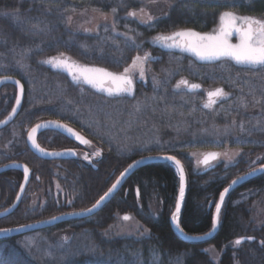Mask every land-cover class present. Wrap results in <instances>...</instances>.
Returning a JSON list of instances; mask_svg holds the SVG:
<instances>
[{
	"label": "trees",
	"instance_id": "1",
	"mask_svg": "<svg viewBox=\"0 0 264 264\" xmlns=\"http://www.w3.org/2000/svg\"><path fill=\"white\" fill-rule=\"evenodd\" d=\"M125 1L126 6H121L118 0H0V76L16 77L26 89L20 114L0 131V149L9 155L0 153V166L19 162L32 172L20 205L14 213L0 219V230L93 207L130 163L146 156L119 147L118 137L106 127L104 115L110 105L120 104L129 109L134 103L148 101L145 105L152 111L158 109L157 105L175 111L178 108L175 106L181 103L186 131L206 129L212 123L227 126L231 120L238 121L235 139L188 141L156 150V155L176 157L184 167L187 190L179 221L183 232L191 237L210 232L220 193L233 179L251 169L244 161H238L195 173L185 154L210 149L221 151L226 147L251 151L254 155L264 153V70L248 72L228 62L205 68L194 65L186 57L163 54L162 62L149 64V69L160 77L157 89L142 85L131 98H107L73 84L67 74L49 65L38 64L64 53L77 63L119 73L132 63L138 54L135 46L141 41L155 33H172L182 28L204 33L215 26L224 8L221 3L208 0H165L174 4L169 16L154 21L148 28L137 25L130 17L119 20V32L127 33L126 38L108 27L85 35L68 28L65 18L74 12L96 10L106 14L120 8L123 14L134 6L130 0ZM261 10L264 13V8ZM181 78L198 81L204 88H222L234 96L213 110L202 108L200 98L173 90ZM14 97L15 88L2 87L0 121L11 111ZM45 120H58L82 132L104 156L91 166L76 159L58 161L63 174L58 183L65 201L57 204L49 196L44 208L30 211L29 195L40 183L52 179L49 169L52 162L30 152L25 138L29 129ZM163 120L158 117L160 123ZM37 141L42 148L54 151L68 148L71 143L50 131L42 133ZM261 163L259 166L264 165V159ZM21 180L22 174L16 171L0 175V211L14 202ZM178 193L179 178L174 167L169 163L147 164L125 179L90 217L71 218L14 237L0 236V264H214L203 251L207 246L221 253L218 264H264V227L254 229L251 218L253 203L264 197V173L239 185L227 196L218 218V231L203 243L186 242L174 232L169 219ZM117 215H132L149 231L148 237L106 239L102 233L115 222ZM246 237L254 241L234 244L235 240Z\"/></svg>",
	"mask_w": 264,
	"mask_h": 264
},
{
	"label": "rangeland",
	"instance_id": "2",
	"mask_svg": "<svg viewBox=\"0 0 264 264\" xmlns=\"http://www.w3.org/2000/svg\"><path fill=\"white\" fill-rule=\"evenodd\" d=\"M120 5H127V1L118 0ZM134 6L131 7L133 12L136 14L138 12H147L149 16L155 20H160L162 18H167L169 12L174 4L166 2L165 0H130ZM132 4V5H133ZM131 5V6H132ZM129 10L125 13V17H129ZM5 14H2L4 16ZM68 24V28L71 31H76L80 34H96L100 30H104L107 27L111 29V25H114L116 18H113L112 14L103 13L98 11H83L74 12L65 18ZM147 16L138 17V21L146 22ZM114 33L120 36L127 37L128 34L124 32L114 31ZM155 36L150 37V39L141 41L135 50L138 54L136 56H144L145 53L150 54L149 61L145 64V75L144 79L139 78V72L134 71L132 73L134 79V93L136 92L138 86H150L153 88H158L161 81H159V76L153 71H150L149 64H151L152 48L154 44L152 40ZM135 56V57H136ZM48 59V58H46ZM43 59V60H46ZM42 60V61H43ZM133 60V59H132ZM41 66H47V64L38 62ZM80 64V63H79ZM132 64V63H131ZM130 64V65H131ZM83 65V64H82ZM123 72V71H122ZM36 77H39L35 75ZM177 83L174 84L173 90L183 91V86L180 88L176 87ZM207 89H204V94H206ZM204 100V99H203ZM154 101V100H153ZM184 101V100H183ZM181 101V102H183ZM149 104L148 101H142L134 103L131 108H125L124 105L116 104L110 105L109 110L105 113V118L107 120L106 127L108 130L116 134L118 137L119 147L128 151L134 152L135 150L146 154V156L156 155V150L166 149L177 146V144L186 143L188 141H209L216 140L220 138H236L238 136L237 124L238 121L231 120L230 125L227 126H217L212 123L206 129L190 130L186 131L185 120L182 119V113H180L181 103H178L177 109L171 111V109L156 106L158 109L152 111L145 104ZM156 103V102H155ZM157 104V103H156ZM201 104H205L203 101ZM139 106V107H138ZM139 109V110H138ZM164 118L163 122L158 121V117ZM77 159L79 163L85 166H91L94 164L96 159H101L104 156V152L98 149L94 143H91L90 147L79 148ZM99 151L100 155H94L95 152ZM216 152L219 154L217 160L213 165H224L230 166L238 161H244L249 169L254 170V168L259 167L264 159V153L254 155L247 150H237L229 149V147L218 150H199L198 152L192 151L185 154L187 159L192 162L193 170L195 173H199L203 169L199 160L203 157V154ZM0 153L8 157V153L5 149H0ZM87 155V159H85ZM250 170V171H251ZM52 179L47 182L40 183L30 196V202L28 204L29 210L34 211L44 208L49 196H53L56 203L65 201L64 194L62 191V186L58 183V179L63 176L62 172L59 170V165L55 164L51 167ZM252 223L256 230L264 227V197L258 198L252 205ZM129 221H124L123 216L117 215L115 222L109 226L102 235L106 239H112L116 237L120 238H136L148 237L149 231L144 228L141 223L138 222L132 215ZM51 217V216H50ZM49 217V218H50ZM205 253L209 255L210 261L214 264H218L221 253L217 252L212 246H207L203 249Z\"/></svg>",
	"mask_w": 264,
	"mask_h": 264
},
{
	"label": "snow or ice",
	"instance_id": "3",
	"mask_svg": "<svg viewBox=\"0 0 264 264\" xmlns=\"http://www.w3.org/2000/svg\"><path fill=\"white\" fill-rule=\"evenodd\" d=\"M254 0H241L240 4L233 5H220L221 7H241L250 6ZM112 12L115 13L116 9L113 8ZM130 16H135V12H130ZM149 20L152 19L151 16L148 17ZM235 37L236 43H232V38ZM153 44H159L163 48L167 49H178L181 52H187L193 55L197 60L202 62H212V61H231L235 65L245 66L249 69L264 70V20L259 19L250 15H238L233 11H224L219 15V27L214 29L212 33H199L192 30H180L175 31L170 34L157 35L152 40ZM150 54L145 53L144 56H136L132 60V64L129 67L124 68L123 72H111L107 71L101 67L87 66L77 63L71 57L66 56L64 53H60L58 56L49 57L46 60L41 61L43 64L50 65L53 69L59 70L61 72H66L73 84L76 85H87L94 89L98 93H103L107 97H120L133 96L134 93V79L132 73L134 71L139 72V78L144 79L145 75V64L150 59ZM3 81H0L2 83ZM15 84L20 89L22 94L23 88L19 81H15ZM181 85L186 87L189 91H195L200 88L199 84H189L187 80H180L176 87L180 88ZM81 87V91H83ZM227 93L223 89L217 88L213 91L207 93L208 102L203 106L205 108H211L213 104L217 102L218 98H226ZM21 102L20 95L16 97V105L19 106ZM16 108L12 109L13 114L16 112ZM139 110V109H138ZM4 123V122H0ZM56 128L63 130L70 136H74L78 141L84 144H88L87 140H84L77 133H75L71 128L66 125L61 124L59 121L52 122ZM52 125H37L32 128L29 132L28 139L32 143L33 149L37 150L41 154L56 155L55 153H45V150L39 146L36 141L35 134L38 129L43 127H49ZM243 130V126H241ZM70 154L75 155V152ZM94 155L99 156L100 152L97 151ZM218 153H207L203 155V158L198 161V163L203 165H210V162L218 158ZM85 155V159H87ZM166 161L173 163L179 173V196L175 203V211L172 213V223L176 228L183 232L181 225L179 223L178 217L181 212V202L185 195V174L184 168L181 161L176 159V157L168 155L160 157ZM137 164L140 161L136 162ZM227 166V165H226ZM130 168L133 165L129 166ZM264 171V168L260 169ZM25 179L27 180L29 175V169L24 167ZM255 172H250L248 175H254ZM124 173H121L123 176ZM243 179V177H240ZM120 183L119 179L116 183L112 185V188L108 190L101 196L100 199L93 205L92 208L87 209L88 212L93 211L94 208L100 205L102 201L117 187ZM233 184L237 183L236 180L232 181ZM21 191H23V185H21ZM229 191L225 188L223 192L220 193V202L215 204L216 215L212 220V228L215 229L219 214L221 212V205L225 199V193ZM20 197L18 196L17 199ZM74 215L80 213H73ZM53 219H56L53 217ZM124 221H129L131 217L124 215L122 217ZM251 239V238H249ZM242 239H237L234 241L236 246L242 244Z\"/></svg>",
	"mask_w": 264,
	"mask_h": 264
},
{
	"label": "water",
	"instance_id": "4",
	"mask_svg": "<svg viewBox=\"0 0 264 264\" xmlns=\"http://www.w3.org/2000/svg\"><path fill=\"white\" fill-rule=\"evenodd\" d=\"M210 1H213V2L214 1L225 2L226 0H210ZM192 31H195V30H192ZM195 32H197V31H195ZM185 53L187 55L191 56L192 58L196 59L190 53H187V52H185ZM200 62H202V61H200ZM212 62H216V61H212ZM87 66H92V65H87ZM236 66L238 67V65H236ZM94 67H96V66H94ZM97 67H100V66H97ZM101 68H103V67H101ZM107 71H110V70H107ZM69 78L71 80V77H69ZM0 81H3L2 83H0V89H2L3 86H12L13 88H15V97H14L15 101H14V103L12 105L11 111L0 121V122H4V123H0V131H1L3 128H5V127L9 126L10 124H12L13 121H14V119L20 114V112L22 110L21 108L23 106V102H24V99H25L24 98V96H25V87H24L23 83H21V81H19L16 77H12V76L11 77H8V76H0ZM15 81H19L20 82V85L23 88L22 94L20 93V89L15 84ZM84 86L86 88H90L87 85H84ZM90 89L93 92H95V93L98 94V92H96L94 89H92V88H90ZM100 94H103V93H100ZM17 95H20V97H21V102H20V105L19 106L16 105V97H17ZM14 107L17 109L16 112H15V114H13V112H12V109ZM56 121H53V120H45V122L38 123L34 127H36L37 125H45V124L52 125V122H56ZM60 123L63 124L62 122H60ZM67 127L68 128H71L68 125H67ZM31 129H30V131H31ZM71 129L75 133H77L80 137H82L84 140H87L79 132H77L75 129H73V128H71ZM46 131H52V132H55V133H59L62 136H64L66 139H70L71 141L77 143L78 145H81V146H84L85 145L84 143H81L80 141H78L74 136L68 135L66 132H64L63 130H60V129L56 128L54 125L49 126V127H43V128L38 129L37 133L35 134L36 141H37L38 136L40 134L46 132ZM29 132L26 135L27 147L30 150V152H32L38 158H40V159H42L44 161H47V160L48 161H58V160H65V159L73 158V157L76 156V153H75V155L70 154L71 152H74V150H69V149L68 150H63V151H58V152L48 151V150L46 151L45 150V153H55L56 155H48V154H41V153H39L37 150L33 149L32 143L28 139ZM37 143H38V141H37ZM210 153H216V152H212L211 151ZM168 155L169 154H166V155H156V156H145V157H142V158H139V159L134 160V162L130 163L124 169V172H123L124 175L121 176V174H120V176H118V178L115 180L114 183H116L118 179L120 181V183L117 185V187L115 189H113V191L111 193H109V195L105 198V200L102 201L100 203V205L97 206L96 208H94L93 211H91V212H88L87 209H85V210H82V211H79V212H71L69 214H60L59 216H55L56 219H53V217H52V218L47 219V220H42V221L35 222V223H29L28 225H21V226L15 227V228H7L6 230H0V236L1 237H5V238H7V237H14V236H18V234L29 233V232H32V231H37V230L42 229V228H49L51 225H54V224H57V223H61L62 221L71 220V218L82 219V218L90 217V216L93 215V213H95L104 204V202H106L107 200H109L116 193V191L120 188L121 184L124 182L125 179H127L128 177H130L132 174L135 173V171L139 170L140 168L144 167L145 165H147V164H156V163H163V164L169 163L172 167H174L176 169V167H175V165L173 163H171L169 161H166V160L160 158V157L168 156ZM137 161H140V163L137 164L136 163ZM213 161H215V160H213ZM213 161H211L210 163H212ZM130 165H133V167L130 168L129 167ZM201 166H206V165L201 164ZM24 167H27L29 169V167L27 165H24L23 163H19V162L8 163V164H5L4 166H1L0 167V175L1 174H4L5 172H9V171H13V172L16 171V172L22 174V180H21L20 187H19V189L17 191V194H16V199L14 200V202L9 207L6 208V210L0 211V219L6 218V216L14 213L17 210L18 206L20 205V203H21V201H22V199L24 197L23 195L26 192L27 187H28V184H29V182H30V180L32 178V174H31L32 172L29 169L28 178H27V180L25 179ZM212 168H214V167L211 166L209 168V170H211ZM262 168H264V166H260V167L254 168V170H251L249 172H246V173L243 174V176H240V177H243V179H240V177L233 179V180H236L237 183L233 184L232 182H230L226 186V188H228L229 191L227 193H225V199L222 202L221 211L223 210L222 207H223V204H224L227 196L231 192H233L234 189H236L237 187H239V185L243 184L244 182H246V181H248L250 179H253L256 176L262 175L264 173V171H260V169H262ZM176 171H177V169H176ZM253 171L255 172L254 175H248V173L253 172ZM177 174H178V178H179L178 171H177ZM184 174H185V170H184ZM21 185H23V191H21ZM186 186H187V178H186V174H185V193H186V190H187ZM110 188H112V187H110ZM224 189L222 190V192L224 191ZM18 196L20 197L19 199H17ZM178 196H179V193H178ZM178 196H177V198H178ZM218 198H219L218 202H220V195H219ZM183 201H184V199H183ZM183 201L181 202V208H182V205H183ZM94 204H96V202ZM88 209H90V208H88ZM173 211H175V209ZM73 213H80V214L74 215ZM215 215H216V210L214 212L213 217ZM179 216H180V214H179ZM171 217H172V215H171ZM171 217L169 219V222L171 223L174 232H176L179 235V237L182 238L184 241L189 242V243H192V242L203 243L205 241H209L214 236V234L218 231L217 230V227H218V221L219 220H217V224H216L215 229L212 228L210 230V232H208L206 234H203V236H192L191 237V236H188L187 234H185L184 232L179 231L176 228V226L172 223ZM178 220H179V217H178ZM179 223H180V221H179ZM239 239H242V241H243L242 243L246 242L247 240L248 241H254L253 238L249 239L247 237L246 238H239Z\"/></svg>",
	"mask_w": 264,
	"mask_h": 264
},
{
	"label": "flooded vegetation",
	"instance_id": "5",
	"mask_svg": "<svg viewBox=\"0 0 264 264\" xmlns=\"http://www.w3.org/2000/svg\"><path fill=\"white\" fill-rule=\"evenodd\" d=\"M209 1V0H208ZM211 3H214V2H216V3H221L222 5H233V4H240L241 3V0H226L225 2H220V1H210ZM261 3H263V4H261ZM264 8V0H254V2L250 5V6H241V7H224L223 8V10L222 11H220V13H222V12H224V11H233V12H235L236 14H238V15H250V16H254V17H257V18H259V19H262V20H264V13H263V11L261 10V9H263ZM132 10V9H131ZM130 9H129V13L130 12H133V11H131ZM121 9L120 8H116V12L115 13H113L112 11L109 13V14H112V16H113V18H116V20L117 21H114V25H111V29H113V30H115L116 32L117 31H120L119 29H118V26H117V22L119 21V20H124V18H127V17H125V13H121ZM98 12H100V11H98ZM220 15V14H219ZM128 16L131 18V19H133V21H135L136 23H137V25H141L143 28H148L151 24H153V22L154 21H157V20H155L154 18H152L151 20H147L146 22H140V21H138V17L139 18H142V16H147V17H149V15H148V13L147 12H138L135 16H130L129 14H128ZM218 27H219V16H218V18H217V20H216V23H215V26L213 27V28H210L209 30H207V31H205V32H207V33H212L213 32V30L214 29H218ZM104 30H106V29H104ZM181 30H195L194 28L193 29H191V28H182ZM176 31H180V30H176ZM195 31H197V30H195ZM122 32V31H121ZM173 32H175V31H173ZM200 32V31H199ZM161 34H170V33H155V34H153V35H151L150 37H152V36H157V35H161ZM150 37H148V39H150ZM232 43H236L237 41H236V39H235V37H233L232 38V41H231ZM153 52H152V56L154 57V59H151L152 61H151V63L152 62H162V55L163 54H170L171 56H173V55H175V56H178V57H182V58H184V57H186V58H188L190 61H192V63L194 64V65H198V66H200V67H205L206 68V66H208V67H214V66H216L218 63H223V62H228V63H230L231 65H233L236 69H243V70H246V71H248V72H250V71H252V72H256V71H260V70H258V69H249V68H247V67H245V66H236L233 62H231V61H216V62H200L199 60H197V59H194V58H192L191 56H189V55H187L185 52H181V51H179L178 49H167V48H163V47H161L159 44H154V47L151 49ZM150 71H151V69H150ZM153 71V70H152ZM154 72V71H153ZM64 74H67L66 72H63ZM155 73V72H154ZM155 74H157V73H155ZM158 75V74H157ZM159 76V75H158ZM180 80H182V78L181 79H177V83L180 81ZM183 80H187L188 82H189V84H199L200 85V88L198 89V90H195V91H189L186 87H184L183 85H181V86H183V91H181V93H186V94H188V95H190V96H192L193 98H200L201 99V102H200V107H202V108H205L204 106H203V104H201L203 101L206 103V102H208V96H207V93L209 92V91H213V90H215V89H217V88H208L209 90H207V92H206V94H204V89H207V88H204L203 86H202V84L200 83V82H198V81H193V80H189V79H183ZM159 81H160V77H159ZM219 88V87H218ZM222 89V88H221ZM224 90V89H223ZM224 92L225 93H227L228 95H227V97L226 98H218L217 99V102L215 103V104H213L212 106H211V108H206V109H214V108H216V107H218V105L220 104V103H222V102H224V101H227V100H229V98H231V97H233L234 96V93L233 92H226L225 90H224ZM125 97V96H124ZM118 98H120V97H118ZM204 99V100H203ZM70 126V125H69ZM80 132V131H79ZM81 134H82V132H80ZM83 135V134H82ZM84 136V135H83ZM84 138L85 139H87V141L89 142L88 144H85L84 146H81V145H78L77 143H75V142H73V141H71L70 139H68V140H70V146H68V148H59V149H57L56 150V152H58V151H63V150H74L75 151V153H76V156L75 157H73V158H69V159H65V160H58V161H69V160H71V159H76V160H78L77 159V155H78V150H76V149H79V148H85V147H90L91 146V139H88L86 136H84ZM46 150V149H45ZM47 150H49V149H47ZM46 150V151H47ZM49 151H54V150H49ZM58 161H50V162H52L51 163V165L49 166V169H50V171H51V167H52V165H55V164H58L59 165V169L60 168H62V165L60 164V163H58ZM10 163V162H9ZM5 164H7V163H5ZM82 164V163H81ZM83 165V164H82Z\"/></svg>",
	"mask_w": 264,
	"mask_h": 264
}]
</instances>
